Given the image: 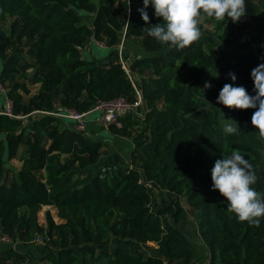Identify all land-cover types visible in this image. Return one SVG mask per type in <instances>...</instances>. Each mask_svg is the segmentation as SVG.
Masks as SVG:
<instances>
[{
  "label": "trees",
  "instance_id": "1",
  "mask_svg": "<svg viewBox=\"0 0 264 264\" xmlns=\"http://www.w3.org/2000/svg\"><path fill=\"white\" fill-rule=\"evenodd\" d=\"M127 4L0 0V56L7 58L0 84L10 100V114L0 109V236L22 244L40 238L47 247L35 257L0 248V264H197L177 226L189 214L208 250L207 264H264V217L259 224L238 220L211 188L215 160L243 150L257 176L253 187L264 192V138L251 124L255 109L216 100L225 83L254 94L250 72L264 62V0H246V13L235 23L201 14L211 28L198 24L199 40L175 50L148 35L145 27L162 20L151 6L145 22L137 11L142 0ZM239 28L255 35L224 58L219 45L231 46ZM123 31L150 53L135 57L129 74L114 48ZM91 40L109 49L106 58L83 56ZM210 68H216L211 87H199ZM136 89L142 103L120 115L119 126L105 127L132 141L129 163L94 173L103 142L61 125L51 112L56 104L87 112L100 100L133 102ZM235 121L238 133L225 134L223 125ZM11 159L20 162L17 170ZM153 189L164 191L167 203H159ZM43 206L55 208L60 221L46 209L39 222ZM113 237L140 246H109Z\"/></svg>",
  "mask_w": 264,
  "mask_h": 264
},
{
  "label": "clouds",
  "instance_id": "2",
  "mask_svg": "<svg viewBox=\"0 0 264 264\" xmlns=\"http://www.w3.org/2000/svg\"><path fill=\"white\" fill-rule=\"evenodd\" d=\"M131 0H128L129 5ZM246 0H142L137 9L142 19L148 22V7L154 9V15L161 17L159 23L151 24L145 29L150 37L159 43L168 44L170 49H183L201 37L198 17L201 14L218 21L230 18L238 22L246 13ZM130 12V7L128 8ZM231 81L237 76L229 72ZM253 80V92L250 94L243 85L225 83L216 97L218 103L238 109L253 108L251 124L256 127L260 137L264 138V62L253 67L250 72ZM211 84L205 82L204 88ZM233 120V119H232ZM239 123H225L222 131L225 134H236ZM243 150H233L230 155L215 160L211 168V188L218 189L226 198L227 208L235 213L240 221L259 224L264 217V192L256 190L253 185L257 176Z\"/></svg>",
  "mask_w": 264,
  "mask_h": 264
},
{
  "label": "rangeland",
  "instance_id": "3",
  "mask_svg": "<svg viewBox=\"0 0 264 264\" xmlns=\"http://www.w3.org/2000/svg\"><path fill=\"white\" fill-rule=\"evenodd\" d=\"M83 14H84V21L86 23H90L92 19L91 15L88 13H83ZM198 20H199V24L204 28L206 29L211 28V24L205 23L203 17H199ZM5 27L6 26H2L1 28H5ZM253 35L255 34L250 28H243V29L239 28L236 32L234 42L232 43L231 46L223 47L222 45H219V49L222 53V56L226 58L230 56L233 52L240 51L241 50L240 45L243 42V40L252 37ZM114 48H116L118 57L120 58V61L122 62L125 68H128V65L135 57L150 55V53L139 43L135 42L130 38H127L124 34V31L121 33V38L119 40L118 45L115 46ZM120 48L121 51L119 54ZM108 50L109 49L106 48L101 42L91 40L82 49V53L84 57H95L97 59H104L108 55L109 52ZM6 60L7 58L0 56V68ZM215 73H216V68H210L207 72H205V74L201 79V83L199 87H204L205 82L206 81L208 82L211 79V77L215 75ZM34 90L35 89H33L32 91ZM5 100H6L5 93H3V91H1L0 89V109H4L6 104ZM56 109H59V107H55L53 111H56ZM143 111H144V106H141L138 113L142 114ZM95 116L98 117L97 111L90 113L87 118L90 120ZM60 119H61V125L69 124L70 121L69 118L60 117ZM85 134L90 137H93L94 139H99L100 141H102L103 142L102 148L105 149V153L99 158V160H102V164L100 165L94 164L93 166L90 167L94 173L98 172L100 169L104 167H108L114 164L127 165L129 163L128 161L129 152L132 148V141L129 138L112 135L108 129L102 126L100 127L96 126V129L93 130L92 129L89 130L87 128L85 129ZM263 144H264V140H263ZM104 157L105 158L113 157V159L104 160L105 159ZM8 165L14 167V169L17 170L20 166V162L17 159H11L9 160ZM263 166H264V147H263V159L260 165V169ZM153 195L159 203H167L169 199V196L164 191H161L159 189H153ZM180 200L182 201V204L188 209V205L184 201V199L181 198ZM46 209L50 210L55 220L60 221V218L56 214L55 208H52L50 206H43L38 213L39 222L41 223L44 222V215ZM177 226L184 232L185 236L187 237L189 245L194 251L195 262L197 264H207L208 256H209L208 250L197 232L196 225L192 219V216L189 214L188 217L183 221H181ZM116 244L125 246L129 249H136L140 246V244L136 243L133 240L113 237L109 246H114ZM9 246H15L19 249H24L31 257L39 256L47 249V247L44 245V243L40 238H37L36 240H34L32 243L29 244H22L19 242H12L6 236H4L3 238L2 236H0V248H7ZM99 247L103 249L106 247V245H101ZM29 264H35V261Z\"/></svg>",
  "mask_w": 264,
  "mask_h": 264
},
{
  "label": "built area",
  "instance_id": "4",
  "mask_svg": "<svg viewBox=\"0 0 264 264\" xmlns=\"http://www.w3.org/2000/svg\"><path fill=\"white\" fill-rule=\"evenodd\" d=\"M120 51H121V48L119 49V54H120ZM125 70L129 74L128 69L125 68ZM0 89L3 92L5 91L1 85H0ZM141 103H142V100H141L140 93L136 89V100H134L133 102L126 101L121 97H114L111 99L98 101L94 105V107L87 112H77L72 109L60 107L59 109H56V111H53L51 113L58 117H64V118L71 119L74 122L73 127L75 129L80 130V131H85L86 116L89 113H92L94 111L98 112V117L96 118V121L100 126L107 127L109 124H115L119 126L120 123L118 121V117L129 111H133L137 109V107ZM4 110H5V113L10 114V100L8 99H6Z\"/></svg>",
  "mask_w": 264,
  "mask_h": 264
},
{
  "label": "crops",
  "instance_id": "5",
  "mask_svg": "<svg viewBox=\"0 0 264 264\" xmlns=\"http://www.w3.org/2000/svg\"><path fill=\"white\" fill-rule=\"evenodd\" d=\"M94 2H96L97 0H93ZM55 107H59L60 108V106L58 105V104H56L55 105ZM90 114V113H89ZM88 114V115H89ZM88 115L86 116V129L88 128L89 130H93V129H96V126L97 127H100V125L97 123V121H96V116L94 117V118H92V119H88L87 117H88ZM73 121L70 119V121H69V124L67 125V126H69V127H72L73 126ZM109 154V153H108ZM105 158V157H104ZM106 159H108V160H111V159H113V157H109V158H105L104 160H106ZM103 160V161H104ZM128 161H129V158H128ZM100 165V164H102V160H98L96 163H95V165ZM93 166V165H92ZM13 247H15V246H13ZM21 250H23L24 252H26L24 249H21ZM27 253V252H26Z\"/></svg>",
  "mask_w": 264,
  "mask_h": 264
}]
</instances>
